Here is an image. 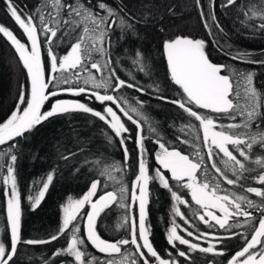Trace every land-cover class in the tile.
<instances>
[{
    "label": "snow or ice",
    "instance_id": "6c2138e0",
    "mask_svg": "<svg viewBox=\"0 0 264 264\" xmlns=\"http://www.w3.org/2000/svg\"><path fill=\"white\" fill-rule=\"evenodd\" d=\"M4 4L24 40L3 24L0 37L13 48L27 83L21 85L14 110L0 122V187L7 228V243L0 238V264H18V247L51 244L62 236L65 246L56 249L43 264L57 257L68 258L58 264H180V258L185 264H195L196 253L226 256L232 240H239L241 247L226 264H264V91L255 85L256 73L213 63L203 39L176 36L163 42L170 79L180 91L176 98H157L192 118L179 126L182 135L176 137L189 149L185 152L161 136L142 112L143 101L134 105L122 94L123 89L150 94L136 83L134 75L148 73L140 50L129 57L128 79L117 74L116 65L121 62L113 56L115 47L126 37L138 38L137 24L148 22L145 13L137 16L122 5L113 7L108 0H39L28 11L15 0H4ZM195 5L209 35L213 25L223 31L216 18V0H207V14L201 0H195ZM220 6L235 8L242 27L264 32V0H221ZM61 45L67 50L58 56L55 49ZM249 56L241 52L230 59L264 66V60H251ZM61 95L73 99L57 98ZM82 95L89 103L101 104L102 109L76 99ZM53 98L57 99L44 110ZM77 113L103 122L101 134L107 144H119L123 162L108 163L103 153L91 161L85 159L96 173L82 198H66L62 222L55 232L46 238L23 239L17 138L26 139V134L51 118ZM125 121L134 126L135 137ZM149 136L156 145L154 168L149 166L145 144ZM129 142L135 144L136 165L130 186L125 182L131 170ZM84 150L81 146L67 154L60 152L59 159L67 163ZM56 171L50 169L39 184L33 185L35 192L27 196L31 210L45 199ZM79 171V167H73V172ZM248 180L260 186H247ZM152 182L167 190L173 202L166 232L171 247L168 258L160 255L150 239ZM181 190L190 200L179 194ZM114 205L121 210L118 227L126 229V235L109 240L102 238L97 222ZM181 206L192 216H186ZM177 218L182 223H177ZM196 220L206 230L202 231ZM3 231L0 228V233ZM89 245L103 258L90 254ZM211 264L218 262L212 260Z\"/></svg>",
    "mask_w": 264,
    "mask_h": 264
},
{
    "label": "trees",
    "instance_id": "16d2710c",
    "mask_svg": "<svg viewBox=\"0 0 264 264\" xmlns=\"http://www.w3.org/2000/svg\"><path fill=\"white\" fill-rule=\"evenodd\" d=\"M108 2L113 7L122 5L127 11L137 16L145 13L148 17L147 23L136 26L138 38L126 37L122 44L115 47L114 59H119L121 62L120 65H116L117 74L122 79H128L127 71L131 69L129 57L136 49H139L145 59L148 73L134 72V75L136 76V83L148 89L150 94L144 95L132 89H123L122 94L134 105L137 101H143L141 110L144 115L149 118V121L166 141L180 150L189 151L186 146L179 144L176 140L178 135H182L178 131L179 126L188 123L192 118L183 114L178 107L157 98L158 96L176 98L177 92L180 91L179 87L170 79L166 57L162 54L164 41L176 36L203 39L206 41V53L213 63L226 64L241 72L254 71L256 73L255 85L264 91V66L239 63L230 59V56L237 53L247 52L250 54L251 60H264V32L252 31L242 27L239 23L240 17L237 10L221 7V0H216V18L223 31H219L213 25L211 35L201 22L195 0H108ZM15 3L28 11L36 7L39 0H15ZM201 3L205 5V14H207V0H201ZM0 24L9 27L19 38L24 40L21 31L6 12L4 0H0ZM116 35L119 33L117 32ZM66 50L65 45L55 49L58 56L65 54ZM45 63L47 66L46 56ZM26 83L25 71L16 59L13 48L4 38L0 37V122H3L14 110L21 85ZM150 85L153 88H149ZM155 86L159 87V91L155 90ZM57 98L73 99L70 95H61ZM57 98L46 102L44 110H48ZM76 99L89 103L83 95L76 97ZM89 106L96 110L102 109V105L95 101L89 103ZM122 119L124 118L122 117ZM125 122L127 126L133 129V136L135 137L134 126L127 121ZM104 128L103 122L98 121V119L77 113L73 114L72 117L51 118L50 121L44 122L30 134H26V139L17 138L16 174L19 190L22 194L21 234L23 239L46 238L49 233L55 232L62 222V205L66 202V198L69 196L82 198V195L87 191L89 181L96 173L95 168L84 163L85 159L91 161L98 154L103 153L108 163L112 161L123 162V153L119 144H107L101 134V130ZM144 131L147 134L146 124ZM145 144L149 154V166L154 168L155 161L152 154L156 150V145L152 142L151 136L146 139ZM81 146H85L84 152L73 157L71 161L66 163L59 159L60 152L67 154L68 151H76ZM128 148L132 154V159L129 161L131 170L125 176V182L129 183L130 186L132 173L135 172L136 168L135 144L129 142ZM74 166L79 167L80 171L73 172ZM52 168L57 169L53 184L50 185L49 191L45 194V199L40 206L31 210L27 196L35 192L33 185L39 184ZM165 175L169 174L165 172ZM245 183L247 186H260L251 180L245 181ZM150 189L153 195L148 216V223L151 226L150 239L160 255L168 258L167 252L171 251V247L166 240V232L171 223L173 202L167 190L162 189L157 183L152 182ZM179 194L190 200V197L185 195L183 190ZM249 195L252 199H259ZM87 210L86 207L84 211ZM181 210L185 212L186 216H192L186 207L181 206ZM120 221L121 210L115 205L108 210L106 215L102 214L97 222V230L102 238L115 240L126 235V229L118 227ZM177 223H182V221L177 218ZM196 223L202 231L206 230V226L202 222L196 220ZM0 228L4 229L0 233V238L7 243L2 187H0ZM81 234H83V225ZM65 244L66 240L62 236L58 241L51 244L18 247V255L20 256L18 264H43V261L48 260L56 249L64 247ZM179 247L183 249L185 246ZM240 247L239 240H232L229 242L227 255L224 257L196 253L198 259L195 260V264H211L212 260L217 261L218 264H226L227 258ZM88 251L92 255L103 258V254L98 253L91 245H89ZM173 256H175V252H173ZM66 259L68 258L57 257L55 261H49V264H58V261ZM180 264H185L183 258H180Z\"/></svg>",
    "mask_w": 264,
    "mask_h": 264
},
{
    "label": "rangeland",
    "instance_id": "374dc122",
    "mask_svg": "<svg viewBox=\"0 0 264 264\" xmlns=\"http://www.w3.org/2000/svg\"><path fill=\"white\" fill-rule=\"evenodd\" d=\"M21 40H23L22 38H20Z\"/></svg>",
    "mask_w": 264,
    "mask_h": 264
}]
</instances>
